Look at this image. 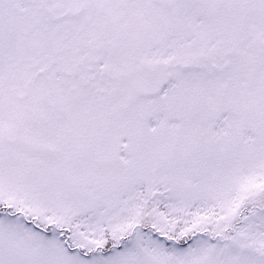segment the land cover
Masks as SVG:
<instances>
[{
    "label": "snow or ice",
    "instance_id": "snow-or-ice-1",
    "mask_svg": "<svg viewBox=\"0 0 264 264\" xmlns=\"http://www.w3.org/2000/svg\"><path fill=\"white\" fill-rule=\"evenodd\" d=\"M0 264H264V0H0Z\"/></svg>",
    "mask_w": 264,
    "mask_h": 264
}]
</instances>
